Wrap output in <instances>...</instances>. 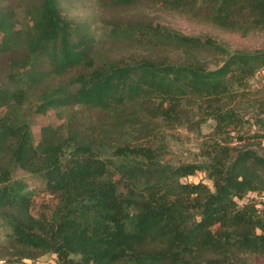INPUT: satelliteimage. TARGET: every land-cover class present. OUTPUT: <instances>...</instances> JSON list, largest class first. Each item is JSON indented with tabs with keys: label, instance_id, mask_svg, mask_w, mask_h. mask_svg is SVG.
<instances>
[{
	"label": "trees",
	"instance_id": "16d2710c",
	"mask_svg": "<svg viewBox=\"0 0 264 264\" xmlns=\"http://www.w3.org/2000/svg\"><path fill=\"white\" fill-rule=\"evenodd\" d=\"M142 4L248 36L264 33V0H98ZM21 11V16H19ZM132 48L112 57L63 12L61 0H0V259L38 264H252L264 257V112L240 102L264 70V43L232 50L210 35L147 17L112 21ZM257 101V100H256ZM262 106V103H260ZM63 112L36 140L34 114ZM203 160L171 164L159 126L200 130ZM245 141V144L243 142ZM55 198L34 213L35 189ZM204 172L211 184L184 181ZM28 260L29 262H25Z\"/></svg>",
	"mask_w": 264,
	"mask_h": 264
},
{
	"label": "rangeland",
	"instance_id": "374dc122",
	"mask_svg": "<svg viewBox=\"0 0 264 264\" xmlns=\"http://www.w3.org/2000/svg\"><path fill=\"white\" fill-rule=\"evenodd\" d=\"M64 14L74 23L86 27L91 31L97 39L99 50L112 57H123L132 51L127 45L115 39L110 33L112 21L123 20L127 18L147 17L155 23H161L171 26L183 33L192 35H210L217 41L226 45L232 50L235 49H255L261 47L264 43V33L254 32L248 36L230 32L219 28L215 25L204 21L194 20L185 14L167 10L157 5L142 4L137 6L117 8L105 7L98 0H61ZM19 11V16H21ZM257 100V101H256ZM262 103V106L260 105ZM241 109L246 113V118L250 119L246 123L241 132L244 134L252 133L257 129V125H253L254 114L264 107V70L250 80L249 95L247 99L240 102ZM264 118V112L261 114ZM63 112L51 109L43 114H34L32 118V130L36 140L40 138V132L43 125H58L63 122ZM214 121L209 120L202 126L200 130H191L186 126H159V133L153 139V146L159 150L160 157L163 161L171 164L180 162L201 161V147L203 142L211 137ZM254 147L261 152L263 148L259 146L258 141L249 140ZM245 144V141L243 142ZM264 145V143H263ZM16 177H26L30 185L35 189V207L34 213L37 214L45 206H53L55 198L50 195L44 187L42 180L30 173L17 168L15 170ZM184 181H204L209 184L211 182L202 171L196 175L183 178ZM251 199V197H247ZM25 262H29L25 260ZM252 264H264V257H251ZM0 264H9L7 261L0 259ZM38 264H58L54 254L41 256Z\"/></svg>",
	"mask_w": 264,
	"mask_h": 264
},
{
	"label": "built area",
	"instance_id": "2783aa9c",
	"mask_svg": "<svg viewBox=\"0 0 264 264\" xmlns=\"http://www.w3.org/2000/svg\"><path fill=\"white\" fill-rule=\"evenodd\" d=\"M254 198L257 199L258 201L264 200V193H258V192H249L246 196V198Z\"/></svg>",
	"mask_w": 264,
	"mask_h": 264
}]
</instances>
